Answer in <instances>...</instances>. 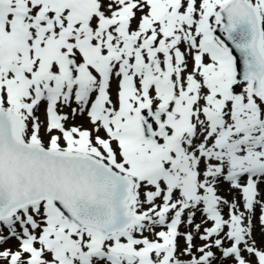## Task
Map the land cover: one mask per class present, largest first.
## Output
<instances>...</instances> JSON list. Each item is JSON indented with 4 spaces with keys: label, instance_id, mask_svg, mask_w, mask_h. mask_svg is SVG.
I'll use <instances>...</instances> for the list:
<instances>
[{
    "label": "snow or ice",
    "instance_id": "6c2138e0",
    "mask_svg": "<svg viewBox=\"0 0 264 264\" xmlns=\"http://www.w3.org/2000/svg\"><path fill=\"white\" fill-rule=\"evenodd\" d=\"M0 264H264V0H0Z\"/></svg>",
    "mask_w": 264,
    "mask_h": 264
}]
</instances>
